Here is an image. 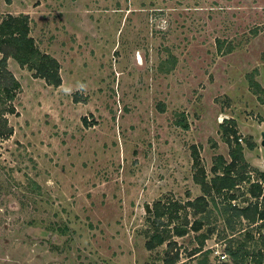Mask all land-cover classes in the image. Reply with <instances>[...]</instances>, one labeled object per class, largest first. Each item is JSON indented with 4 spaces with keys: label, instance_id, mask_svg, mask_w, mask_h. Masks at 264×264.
I'll return each instance as SVG.
<instances>
[{
    "label": "rangeland",
    "instance_id": "obj_1",
    "mask_svg": "<svg viewBox=\"0 0 264 264\" xmlns=\"http://www.w3.org/2000/svg\"><path fill=\"white\" fill-rule=\"evenodd\" d=\"M8 13L26 14L60 82L5 59L17 87L0 135V264H161L169 240L179 264H218L227 237L245 232L248 249L263 248L255 222L228 228L214 191L206 211L161 216L160 244L143 241L155 201L202 194L197 165L208 179L214 157L229 160L220 122L241 148L229 202L261 206L246 189L264 171V0H0ZM200 233L204 252L188 255Z\"/></svg>",
    "mask_w": 264,
    "mask_h": 264
},
{
    "label": "trees",
    "instance_id": "obj_2",
    "mask_svg": "<svg viewBox=\"0 0 264 264\" xmlns=\"http://www.w3.org/2000/svg\"><path fill=\"white\" fill-rule=\"evenodd\" d=\"M7 56L15 59L19 65L24 64L27 68L32 69L33 74L39 76L48 84L56 86L60 82L57 61L46 52L39 51L34 45L32 37L28 34L26 14L18 13L13 15L8 13L2 16L0 18V135L9 134L11 131L10 126L6 123L3 111H10L12 107L8 104L4 105V102L12 96L13 90L17 87V81L5 67ZM81 119L85 123L84 117ZM222 123L220 122L219 126L222 128L221 136L229 146V160L224 163L220 155L214 157V162L209 167L211 176L208 179H204L202 168L196 164V150L191 146L193 147L190 151L192 164L197 165V172L192 173V178L198 183L202 194L196 195L192 199H187L182 204L176 200L155 201L151 213L153 230L148 234L143 244L145 248L149 249L160 244L165 239L164 232L167 229L164 227L158 229L157 227L158 224H161V216H165L167 220H170L176 216L177 208H183L184 206L191 208L192 212L203 211L206 204L205 194L213 193V191L215 193L223 192L229 210V213L224 218L228 228L232 227L230 223L232 217H241L247 223L255 222V227L258 231V242L261 243L263 248L261 249L256 243H253L254 247L248 249L245 246L246 236H249L247 232H245V239L228 236L227 242L223 247V254H227L228 259L219 261L218 264H264V186L260 183L264 182V171H258L257 177L259 181H250L246 189L249 195L253 197L260 196V207L258 206L259 202L256 200H248L244 205H236L229 202L233 195L230 190L238 180L244 177L242 174L231 171L234 162L241 159V148L235 141V129L232 125L226 126ZM231 139L234 141L233 144L230 143ZM197 220L193 219L189 223L190 228L197 229L199 227L200 222ZM260 228H263L262 232L259 231ZM172 230L177 235L185 232V228L182 226L173 225ZM199 235V246L193 247L188 255L204 252V250L200 251V244L205 237V233H200ZM172 244L174 243L170 240L166 242L165 245L167 247L160 257L161 264H179L177 263L178 251L176 249L171 251ZM247 256L250 259H246ZM197 262L204 264L206 262L205 255L198 258Z\"/></svg>",
    "mask_w": 264,
    "mask_h": 264
},
{
    "label": "water",
    "instance_id": "obj_3",
    "mask_svg": "<svg viewBox=\"0 0 264 264\" xmlns=\"http://www.w3.org/2000/svg\"><path fill=\"white\" fill-rule=\"evenodd\" d=\"M259 134H260L259 144L262 145V146H264V132L263 131H260ZM144 209H145V211L148 210L147 203H145Z\"/></svg>",
    "mask_w": 264,
    "mask_h": 264
}]
</instances>
